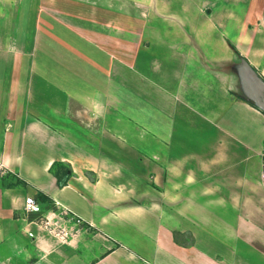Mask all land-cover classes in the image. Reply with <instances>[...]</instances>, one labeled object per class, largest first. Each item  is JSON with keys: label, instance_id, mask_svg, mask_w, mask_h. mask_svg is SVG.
<instances>
[{"label": "crops", "instance_id": "obj_1", "mask_svg": "<svg viewBox=\"0 0 264 264\" xmlns=\"http://www.w3.org/2000/svg\"><path fill=\"white\" fill-rule=\"evenodd\" d=\"M252 66L264 0H0V264H264Z\"/></svg>", "mask_w": 264, "mask_h": 264}, {"label": "rangeland", "instance_id": "obj_2", "mask_svg": "<svg viewBox=\"0 0 264 264\" xmlns=\"http://www.w3.org/2000/svg\"><path fill=\"white\" fill-rule=\"evenodd\" d=\"M58 31H59L58 32L59 33V36H62L63 37V39L59 38V41L64 42V44L72 45L75 42V44L77 46H82L83 51H85L86 53H89V54L95 53V54H97L96 53L97 50L94 47L90 46V48H89L86 45V43L81 42L80 40H78V38H76L74 36V34L72 33V31L68 27H66V26H59V30ZM57 41L58 40H56V42ZM47 43H48V46L50 45V48H55V49L58 48L59 50H56V51H51L50 50V51L47 52V56H42V57L39 56V55L41 53H43V52H38V55L37 56L39 57V59H42L43 62H53V59H63V61H65V62H73V61H75L77 63V61L83 59V58H79V55H78V53H77L76 50L73 51V50L69 49L68 48L69 46H67V45L60 46V45L56 44L54 40H53V42H50V43H49V41H47ZM81 69H83V68H81ZM39 77H40V72L37 71L36 72V75H35V78H34V80L37 81V83H35V89L37 91H46V90H48L50 87L47 86V85H45V84H42L40 82ZM45 86L46 87H49V88H46ZM70 87H71V85H70ZM82 112H84V114H82L81 116L84 117V115H86L85 113H87V111L81 110V113ZM263 152H264V140H263V146H262V150H261V167H262V156H263ZM167 197H169L167 199H170L171 200V196H167Z\"/></svg>", "mask_w": 264, "mask_h": 264}, {"label": "built area", "instance_id": "obj_3", "mask_svg": "<svg viewBox=\"0 0 264 264\" xmlns=\"http://www.w3.org/2000/svg\"><path fill=\"white\" fill-rule=\"evenodd\" d=\"M7 171H8L7 166L0 160V176L3 175ZM260 176L264 183V152L262 156V167H261ZM24 207L27 210L34 211V212L41 211L40 204L31 195H28L25 197ZM76 220L78 221L79 219L77 218ZM39 224L43 229L48 230L49 232L59 236L62 239H65L71 232V230H67L65 225H61L57 221H51L48 217H40ZM29 234H32V233L29 232Z\"/></svg>", "mask_w": 264, "mask_h": 264}, {"label": "trees", "instance_id": "obj_4", "mask_svg": "<svg viewBox=\"0 0 264 264\" xmlns=\"http://www.w3.org/2000/svg\"><path fill=\"white\" fill-rule=\"evenodd\" d=\"M252 68L255 70L253 66ZM49 171L56 177L58 185L62 186L67 183L70 175L72 174V167L67 162L60 161V160H54L49 166Z\"/></svg>", "mask_w": 264, "mask_h": 264}, {"label": "water", "instance_id": "obj_5", "mask_svg": "<svg viewBox=\"0 0 264 264\" xmlns=\"http://www.w3.org/2000/svg\"><path fill=\"white\" fill-rule=\"evenodd\" d=\"M250 69L260 87V91L256 94V96L260 101L261 109L264 111V79L252 67H250Z\"/></svg>", "mask_w": 264, "mask_h": 264}]
</instances>
